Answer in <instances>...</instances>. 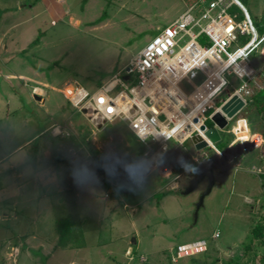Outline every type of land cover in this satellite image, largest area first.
<instances>
[{"label":"rangeland","instance_id":"rangeland-1","mask_svg":"<svg viewBox=\"0 0 264 264\" xmlns=\"http://www.w3.org/2000/svg\"><path fill=\"white\" fill-rule=\"evenodd\" d=\"M197 1L64 0L63 4L58 3L61 9L57 16L44 14L36 23L34 36L43 33V57L45 60L54 57L59 62L56 67L44 64L45 72L51 69L57 73L53 74L52 82L58 86L74 82L65 88L69 98L79 86L75 81L94 91ZM246 7L255 21L262 19L264 23V0H249ZM253 63L259 67L257 57ZM261 67L256 81H264V65ZM8 87L0 77V159L3 161L0 165V264H64L74 251L57 248L53 254L49 253L57 243L60 221L69 216H77L79 221L77 232H80L81 244L75 249L79 263L264 264V245L255 243L247 248L252 241L251 230L264 214L259 207L252 209L245 201L260 188L264 175H248L242 168L245 161L238 170L214 162V186L195 217L196 204L206 190L207 181L187 192L190 182L181 176L179 181L176 179L178 182L173 180L165 185L170 189L177 182L176 190L163 188L162 194L147 196L153 189V175L141 181L132 175L126 176L131 168L122 162V156L129 152L134 157L139 143L124 122L92 124L61 92L52 89L43 106L32 102L19 110L13 104L10 111L4 102L5 93L11 91ZM181 87L187 93L192 90L185 81ZM252 87L253 82L244 89L237 87L239 99L247 101L246 110L258 104ZM67 118H70L67 122L75 124V128L68 125L72 135L52 136V125L67 126ZM246 128H249L248 122ZM260 130L253 135L254 131H247L258 142L260 135L263 136ZM84 134L89 135V143L81 139ZM109 135L112 140L108 139ZM229 135L232 142L234 136L231 132ZM81 143L86 150H81L79 160L71 163L66 153L76 156L69 148L77 150ZM53 144L62 158L67 159L65 162L53 165L52 160L44 159V152ZM118 144L121 154L116 151ZM93 149L97 151L92 153ZM231 149L238 150L236 145ZM93 163L99 166H90ZM48 166H52L57 183L37 185L31 172ZM20 171L26 183L14 189L9 184L16 182ZM71 171H75L78 182H85V191L78 192L75 202L68 201L60 191L62 181L72 175ZM108 171L111 176H107ZM215 232L219 233L218 237H214ZM201 240L206 242V253L192 256L194 260L190 257L173 261L179 244ZM14 250L20 251L19 255ZM10 251L14 261L7 259Z\"/></svg>","mask_w":264,"mask_h":264},{"label":"built area","instance_id":"built-area-1","mask_svg":"<svg viewBox=\"0 0 264 264\" xmlns=\"http://www.w3.org/2000/svg\"><path fill=\"white\" fill-rule=\"evenodd\" d=\"M233 6L240 12L232 10ZM263 44L264 33L258 34L239 0H202L163 27L108 81L92 92L79 85L70 100L78 111L86 109L91 114L88 120L92 124L122 121L144 144L145 151L131 172L137 180H145L153 173L173 179L175 154L179 151L188 152L194 169L212 162L236 167L247 149L233 151L236 142L244 141L252 150L264 147L249 144L247 119L240 115L247 101L239 99L237 89H244L250 82L258 88L259 72L252 58ZM184 81L192 88L189 93L181 87ZM238 100L243 106L229 116L223 108L230 104L232 110ZM217 113L227 119L228 125L234 121L230 129L234 139L222 147L205 134L210 127L218 128L213 121ZM70 133L66 124L52 125L54 137H70ZM195 135L207 142L205 148H189ZM82 144L77 150L70 147L69 152L79 156L81 150H86ZM205 246V241L184 244L178 252L195 254Z\"/></svg>","mask_w":264,"mask_h":264},{"label":"crops","instance_id":"crops-1","mask_svg":"<svg viewBox=\"0 0 264 264\" xmlns=\"http://www.w3.org/2000/svg\"><path fill=\"white\" fill-rule=\"evenodd\" d=\"M58 3L63 4L64 0H0V77H3L5 79L6 83L9 86L8 89L11 90L9 93H5L7 95L5 97L4 102L7 104L8 110H10V107L13 104H15L16 108L19 110L20 108H24L23 106H27L32 102L35 105L43 106L47 101L48 97L50 96V89L55 90L57 92H61L63 96L66 98V100L72 105L70 98L65 94V88H70V86L74 82H70V81H68L67 83L64 82L59 86L52 82L53 74L57 75V73H54V71L51 69L45 72L44 64H46L47 66L49 64L50 66L52 64L54 66L55 65L58 66L59 62L57 60H54V57H52V59L47 58L45 60V58L41 53V49L45 47V44H43V41L41 39L43 33L40 32L37 36L36 34L34 36V32L35 33L37 32L36 23L39 17L44 14L45 15L48 14L50 16H57L56 13L61 9ZM245 8L249 13L251 19L253 20L258 34H263L264 23L260 25V27L262 26L263 31H259V27L255 23L249 10L247 9V7ZM53 21L54 20H52V22ZM30 32H31V36H29ZM259 66H261L260 60H259ZM258 82H259L258 85L262 84L264 86V81L262 79H260ZM75 83H77V85L84 87L77 81H75ZM253 86L254 87H252L253 88L252 95L258 98V104L249 108V110H246L244 108L241 111L240 115L247 119L248 127H249L248 129L257 133H259V131H261L260 129H262L263 136L260 135V139L258 140L259 143L264 138V90L260 91L259 88L257 89L254 83ZM84 88L86 89V87ZM25 94L27 96L26 98H25ZM68 120H70V118L65 119L66 122ZM52 124L53 122H51V124L48 125L44 130L48 129ZM67 125L69 126L71 125L72 128L73 127L75 128V124H73L71 121L67 122ZM231 126L232 125L229 124L220 131L222 137L218 142L219 144L228 145L231 142L230 141L231 136L229 135L231 132L230 131ZM260 126L261 128L259 129ZM37 134H35L31 139H33ZM244 138H246V135ZM108 139L112 140L111 135H109ZM120 140L124 142V138L122 136ZM235 145L238 150L242 147L247 148L242 152V154L238 158V164L236 165V167L228 166L223 162L220 163H222L226 167H230V168H234L235 170H238L239 167L241 166V162L245 161L242 168H244L245 172L248 173V175L254 174L257 176H263L264 147L260 150H252L248 147L247 143L244 141H238L236 142ZM177 155L179 157L175 155L178 163H176L175 176L173 177V179H164L157 173L151 174L149 178L152 177V175L154 176V178L151 180L153 189L149 191L147 196L151 197L153 194L160 195L163 192H165L162 190L163 188H165L167 191L176 190L177 182L179 181V179H181L180 178L181 176H186L185 178H187L189 182L191 181L192 177L190 176H192L191 171L192 169H194V164L191 158H189L188 152L179 151ZM66 157L70 160L71 163H76L79 160L77 159V156L72 157L67 153H66ZM44 159L46 161L52 160L53 162L52 161L51 162L53 165H57L58 163H60V161L65 162V160H67L65 158H62L58 150V147L55 146L54 144L44 152ZM1 164H3L2 159H0V165ZM212 164H214V162H212ZM47 165H50V162L45 164V166ZM90 166L97 167L99 165H95V163H93ZM253 168H261L262 171L260 173L253 171ZM51 171H52V166H48L46 169L41 168L38 171L37 169H34L30 175L32 176L31 178H33L34 182L37 185L48 186L49 184H52L54 182L57 183L56 181H58V179H56V177L53 175ZM71 172L72 175L69 178L66 177V179L63 180L66 182V185L63 184L60 185V191L63 192L64 189H70L76 193V197H77L78 192L83 190L85 191V182H78L75 179V171H71ZM109 173L110 171L107 172V176ZM17 174H18V179L16 180V182H11L9 184L12 185L14 189L20 186L22 187L26 183V180L22 177L21 171L18 172ZM173 180L177 181L176 184L173 185L170 189L166 188L165 185H167L168 182H171ZM51 186H53V184ZM6 187L8 186L6 185ZM107 193L108 192H105V194ZM263 196H264V181L261 179L260 188L257 187V190L254 191L253 197L251 198L246 197L245 201L251 205L252 209L254 208L257 209V207H259L261 213L264 214ZM216 233L218 232L214 233V237ZM133 242L136 243L135 238L133 239ZM184 244H190V243H184ZM180 245L183 244H179L178 247ZM30 248L31 247H29V249ZM63 249L74 251L73 253L71 252L69 258L66 260L64 264H84V263H79V261L77 260L75 253V249L77 248H63ZM56 250L57 248L54 246L53 250L51 251L52 253H49V255L53 254L54 251ZM128 250H130V247L126 249L127 252ZM207 251L208 249L206 246L204 249L200 250L199 252H196V254H190V255H181L177 250L176 258L173 257V261L177 262L179 261V259H186L190 257L192 258V260H194L195 259L193 258L194 256L206 253ZM12 255H13L12 251L7 253V259L14 261L13 259L14 255L13 256ZM142 257H143L142 260H144V256Z\"/></svg>","mask_w":264,"mask_h":264},{"label":"trees","instance_id":"trees-1","mask_svg":"<svg viewBox=\"0 0 264 264\" xmlns=\"http://www.w3.org/2000/svg\"><path fill=\"white\" fill-rule=\"evenodd\" d=\"M202 0H199L197 2H201ZM245 7L246 4L248 3L249 0H239ZM195 2V3H197ZM194 4V3H193ZM232 10L238 11L240 12V9L237 6H233ZM262 19L260 20H254L255 23L258 25L259 27V31H263L262 26L260 27V25L263 24V22H261ZM263 21V20H262ZM201 41L204 43L206 42V40L204 38L201 39ZM258 89V88H257ZM258 91V90H257ZM130 131V130H129ZM130 133L134 136V138L136 139V141L139 143V148L135 149V155L133 157V155H131V153L127 152L126 155L122 156V162H126L129 167L131 168L130 170V174L132 172V169L136 166V164L138 163L139 159L141 158L143 152L145 151V146L144 144L138 140V138L136 137V135L134 133H132L130 131ZM110 134V133H109ZM105 136V135H104ZM81 139L83 141H87L88 143L90 142L89 140V135L88 134H84L83 136H80ZM119 143V142H118ZM219 146H224V144H219ZM120 144H118L117 147V153L121 154L120 152ZM97 150H91L92 153H95ZM108 176H111L110 173L108 174ZM63 185H66L65 181H62ZM63 192L66 194V198L68 201L71 202H75L76 200V193L70 189H64ZM79 227V221L77 216H69L66 217L64 219H62L58 225V239H57V243L55 245L56 248H78L80 247V232H77V229ZM252 241L250 242V244L247 245V248H251V246H253L255 243L256 244H262L264 245V216H262L261 219H259V221L253 226L252 230ZM258 241V243H257Z\"/></svg>","mask_w":264,"mask_h":264},{"label":"water","instance_id":"water-1","mask_svg":"<svg viewBox=\"0 0 264 264\" xmlns=\"http://www.w3.org/2000/svg\"><path fill=\"white\" fill-rule=\"evenodd\" d=\"M129 76H125V79H128ZM236 100V99H235ZM235 108L231 110L230 104L226 105L223 110L228 113L229 116H233L234 113L240 109L243 106L242 101L238 100L234 103ZM83 113H85L88 117H91V114L87 113V110L84 109ZM213 121L218 125V128L216 127H210L206 131V136L210 139L211 142L216 143L220 141L222 135H221V130L224 129L228 125L227 119H225L220 113H217L213 116ZM205 126L202 127L204 129ZM121 138V136H120ZM192 143L194 144V147L197 150H200L202 148H205L207 146V142L202 139L201 136L195 135L192 137ZM192 179L190 181V184L187 188V192L195 189L201 182L204 180H207V187L206 190L201 194L198 203L196 204V212H195V217H197V212L200 208V206L203 204V200L206 195H208L215 183V174L213 170V164H205L203 166H200L196 169H193L191 171Z\"/></svg>","mask_w":264,"mask_h":264},{"label":"flooded vegetation","instance_id":"flooded-vegetation-1","mask_svg":"<svg viewBox=\"0 0 264 264\" xmlns=\"http://www.w3.org/2000/svg\"><path fill=\"white\" fill-rule=\"evenodd\" d=\"M263 50H264V46L259 47V49H258V55H259V58H261V59L262 58L264 59V52H263ZM258 88H259L260 91H263L264 90V86L262 84H259L258 85ZM253 134H256V132L252 133V135ZM254 141H256V140H253L252 136L250 135L249 136V144L253 145V142Z\"/></svg>","mask_w":264,"mask_h":264},{"label":"bare ground","instance_id":"bare-ground-1","mask_svg":"<svg viewBox=\"0 0 264 264\" xmlns=\"http://www.w3.org/2000/svg\"><path fill=\"white\" fill-rule=\"evenodd\" d=\"M260 47V46H259ZM259 47H258V49H259ZM258 49H257V53H256V55H254V57L252 58L253 59V62H254V58L255 57H257L260 61H261V66L262 65H264V59L262 60L261 58H259V55H258ZM264 52V51H263ZM261 66H259V67H257V70H258V72L260 73V71H261ZM249 138V137H248ZM261 144H264V141H263V139L258 143V142H256L255 143V141H254V143H253V146H255V147H258V146H260ZM171 170V169H170ZM170 172H172V170L170 171Z\"/></svg>","mask_w":264,"mask_h":264},{"label":"clouds","instance_id":"clouds-1","mask_svg":"<svg viewBox=\"0 0 264 264\" xmlns=\"http://www.w3.org/2000/svg\"><path fill=\"white\" fill-rule=\"evenodd\" d=\"M191 145H192V147H193V149H196L195 147H194V144L191 142L190 143ZM189 146V145H188ZM191 146H189V148H190ZM191 149V148H190ZM192 150V149H191ZM211 164V163H210ZM165 171H167V170H165Z\"/></svg>","mask_w":264,"mask_h":264}]
</instances>
